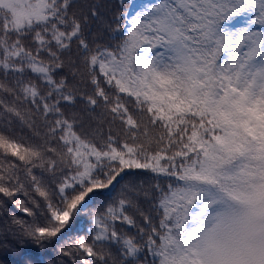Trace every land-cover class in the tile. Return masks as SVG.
<instances>
[{
    "label": "snow or ice",
    "instance_id": "obj_1",
    "mask_svg": "<svg viewBox=\"0 0 264 264\" xmlns=\"http://www.w3.org/2000/svg\"><path fill=\"white\" fill-rule=\"evenodd\" d=\"M119 8L0 0V264H264V0Z\"/></svg>",
    "mask_w": 264,
    "mask_h": 264
},
{
    "label": "trees",
    "instance_id": "obj_2",
    "mask_svg": "<svg viewBox=\"0 0 264 264\" xmlns=\"http://www.w3.org/2000/svg\"><path fill=\"white\" fill-rule=\"evenodd\" d=\"M94 2V0H76V6L79 7L81 5H86L89 3ZM100 3L102 5H104V10L106 12V14L111 15L113 13H116L118 11H120L119 8V0H100ZM65 72L68 71V69L66 68L64 70ZM79 107H77L76 111L79 110ZM99 111V110H97ZM17 127L19 128V125H17ZM24 134L25 135H30V133L28 132L27 129L24 130ZM138 176H143V174L138 173ZM128 179H130L129 176H125L124 180L121 181V184H123L124 182H126ZM119 185H117V191L119 190ZM0 199H4L2 197V194H0ZM25 197L23 196V194L19 195L16 197V200H24ZM97 204H93L92 207H96ZM9 212V213H14L17 217L22 218V219H28V217L26 216V214H23L19 211V208L13 204L11 201H7V205L4 209H0V225H3L7 222V220L9 219V217L3 215L4 212ZM90 217L88 216H83L82 220H81V224L80 227H82L83 229H87L89 227L88 221H89ZM124 227V226H121ZM87 233L85 231H70L68 233H65V235L63 237H61V240L55 244V245H49L48 246V254H45L43 256V259L45 261V264H52V262L54 261L55 264H70L71 261V257H64L61 254H58L57 249L62 245V244H66L68 239H75L78 235H86ZM90 239V238H89Z\"/></svg>",
    "mask_w": 264,
    "mask_h": 264
}]
</instances>
